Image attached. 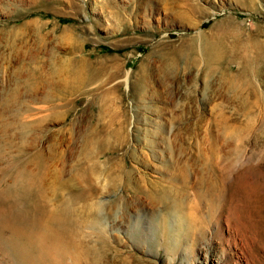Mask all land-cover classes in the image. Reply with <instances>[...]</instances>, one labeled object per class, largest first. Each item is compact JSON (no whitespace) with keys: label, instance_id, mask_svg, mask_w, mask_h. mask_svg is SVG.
I'll return each mask as SVG.
<instances>
[{"label":"rangeland","instance_id":"obj_1","mask_svg":"<svg viewBox=\"0 0 264 264\" xmlns=\"http://www.w3.org/2000/svg\"><path fill=\"white\" fill-rule=\"evenodd\" d=\"M243 55L258 72L234 89ZM246 99L264 108V0H0V192L38 171L86 264H264V122L224 141Z\"/></svg>","mask_w":264,"mask_h":264},{"label":"bare ground","instance_id":"obj_2","mask_svg":"<svg viewBox=\"0 0 264 264\" xmlns=\"http://www.w3.org/2000/svg\"><path fill=\"white\" fill-rule=\"evenodd\" d=\"M190 9L196 10L198 7L193 5ZM217 37V41L204 42L203 51L207 59L205 66L207 75L220 69L225 58L227 45L222 39L223 36ZM247 56H241L240 61L232 56L230 60L237 63L235 71L228 74L229 83L234 89L248 87L250 84L246 81L247 77L255 76L258 72L259 66L255 64V57L247 59ZM256 102L246 99L239 103L237 112L244 116L245 123H242L244 126L234 127L225 135L227 138H224V141H227V144L233 143V149L232 147L229 149L234 153L241 151V141L244 135L242 130L245 128L249 132L254 127V122H264V108ZM220 118L219 125L224 127L229 125V120L233 119H226L224 112ZM258 130L263 132L264 124L260 123ZM40 153L38 151L34 155L40 160L38 161L40 163L34 161L37 162L38 168L42 163ZM205 164V167L215 169L217 163L208 159ZM232 164L234 161L229 163V165ZM39 178L38 171L33 172L27 166H23L14 176V180H11L6 189L0 192V264H68L65 261L66 255H69L73 249L76 264H86L88 262L86 255L90 253H95L94 256L97 258L98 250L84 244L83 240L79 242L75 240L76 223L70 217L68 206L63 203L59 195L48 199ZM183 220H186L187 226L190 227L188 218ZM87 227L98 237H105L103 225L98 218L91 219Z\"/></svg>","mask_w":264,"mask_h":264}]
</instances>
